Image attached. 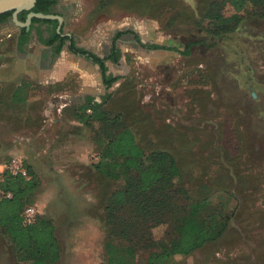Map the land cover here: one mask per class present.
Segmentation results:
<instances>
[{
    "label": "rangeland",
    "instance_id": "374dc122",
    "mask_svg": "<svg viewBox=\"0 0 264 264\" xmlns=\"http://www.w3.org/2000/svg\"><path fill=\"white\" fill-rule=\"evenodd\" d=\"M222 1L61 0L62 13H57L65 19L62 32L99 56L112 52L114 35L126 29L144 41L179 48L155 55L127 42L115 44L119 63L108 62V74L121 79L111 88L104 89L99 67L87 63V77L86 72L73 73L63 86L49 87L42 94L49 99L64 87L77 102L79 90L91 78L99 85L104 109L121 114L146 150L171 153L190 194L207 201L208 212L226 219V229L216 241L188 256H175L168 264H264V15L250 7L253 11L240 13L236 23L232 18L236 12L225 0L215 11L217 18L208 19L211 5ZM18 33V26L0 29L1 63L25 62L17 55ZM26 50L37 58L43 51L39 45ZM62 52L55 63L64 58ZM38 91L37 84L32 96ZM39 106L44 108L43 103ZM39 112L32 111L34 117L23 129L15 124L9 131L6 125L11 121H0V200L6 165L20 157L40 180L33 206L55 226L61 249L58 264H103L105 240L95 208L102 206V195L120 187L95 169L106 127L95 121L82 124L72 135L61 133L55 146L77 140L95 151L91 164L58 165L64 172L57 170L55 175L46 165L44 148L50 135H40L45 118ZM27 139L29 148L22 145ZM173 231L170 221L154 229V239L165 245ZM149 254L139 251L135 263L146 264ZM0 264H26L19 261L1 228Z\"/></svg>",
    "mask_w": 264,
    "mask_h": 264
},
{
    "label": "trees",
    "instance_id": "16d2710c",
    "mask_svg": "<svg viewBox=\"0 0 264 264\" xmlns=\"http://www.w3.org/2000/svg\"><path fill=\"white\" fill-rule=\"evenodd\" d=\"M225 2H214L208 19H216V9ZM55 3L56 0H38L32 12L51 14ZM227 3L236 12L232 17L236 23L240 20V13H251L256 9L258 14L264 15V0H227ZM250 7L253 8L252 11L249 10ZM29 13L30 11L22 12L19 20L25 22ZM12 14V11L0 14V22H7ZM38 22L51 26V38L44 40L40 36L41 41L44 45L55 46V55H59L71 39L57 33L58 21L34 19L33 26ZM21 31L22 41L19 46L23 52L30 33L25 29ZM122 35L124 33H120L118 37ZM154 48L160 46L156 45ZM69 50L93 58L101 68L107 88H111L121 79L109 75L106 66L107 60L117 63L120 58L115 44L112 55L106 59L78 49L73 41ZM33 84L24 83L18 89L11 86L4 93L0 91L3 94L0 96V121H11L12 125H6L7 127L15 129V124L21 129L24 126L29 127L30 123L27 121L34 117V114L27 119L23 118L26 107L24 110L22 101L25 98L22 93L26 87H33ZM1 105H4V108H1ZM103 106L102 103L89 99L75 113L78 120L86 126L100 121L101 125L106 127V136L102 139L100 148V160L95 169L120 184V187L108 196L102 195V206L95 208V215L104 228L103 264H136L135 257L139 251L150 252L146 264H168L173 257L188 256L221 237L226 229V219L214 211L208 212L209 203L190 194L176 158L167 151L146 150L138 142L134 131L125 124L124 117L121 114H112ZM36 110L38 111L39 107H36ZM9 112L14 116H6ZM36 119L41 125L42 117L37 115ZM26 168L29 179L12 175L8 170L2 175L0 228L11 239L19 261L26 264H58L61 249L53 222L38 215L32 224L24 223V211L33 206L32 196L40 185L33 169L27 165ZM170 221L174 226V236L169 243L159 246L153 231ZM115 240L124 241L125 244L119 246L114 243Z\"/></svg>",
    "mask_w": 264,
    "mask_h": 264
},
{
    "label": "crops",
    "instance_id": "0c3cea01",
    "mask_svg": "<svg viewBox=\"0 0 264 264\" xmlns=\"http://www.w3.org/2000/svg\"><path fill=\"white\" fill-rule=\"evenodd\" d=\"M62 54L64 58L60 60L58 63L56 62L52 67L43 68L40 65V58L29 57L24 60L25 62L21 66L20 63H13L11 61L6 63L0 62V91L4 93L7 91L6 89L13 86L14 89H18L22 87L24 83L28 84L36 81L38 84V96H32L31 92L34 90V82L33 87H26L22 96L25 98L22 102L24 103V110L26 107V112L23 113V118L27 119L32 115V111L36 109V104H44V108L40 107V114L45 118V124L40 127V135L44 134L46 137V145L44 148L45 152V161L47 162L48 171L50 173H54L57 175L60 168L58 165H73L79 164L80 162L83 164H89L90 159L94 157V148L89 145L87 142L84 143L82 141L77 143L66 144L65 140H62L60 144L55 146L56 139L59 137L61 133L72 135L76 131H81L83 127L82 123L76 117V108L73 107H82L86 104L89 99L101 103L102 93L97 86L93 84L91 78L87 79L86 87L85 85L79 90V94L81 99L73 100L72 93L67 91V88L62 87L59 89V92L52 94L51 98L47 99L43 97L42 94H45V90L51 86H56L57 84H62L69 78V76L73 73H82L86 72V77L88 75V68L84 67L87 65V62L82 60L79 57L74 56L67 49L63 50ZM32 58V59H31ZM83 63V64H82ZM82 64V66L80 65ZM21 66V67H19ZM92 68L94 66L92 65ZM20 74H25L30 76L26 78H21ZM38 76V79L35 77ZM33 88V89H32ZM104 89L107 90V87L104 86ZM109 90V89H108ZM0 93V96L3 95ZM85 95L84 97L81 95ZM99 95V96H96ZM75 96V95H73ZM78 96V95H77ZM86 98V100H85ZM77 99V98H75ZM83 100V101H82ZM10 103L9 100H6ZM1 108H4V105H1ZM7 108V107H5ZM75 110V112H74ZM69 112L70 114H68ZM14 116L13 113L9 112L6 116ZM5 116V115H3ZM3 127V125L1 126ZM3 129V128H2ZM8 129V128H7ZM9 130V129H8ZM9 131H14V129L10 128ZM54 134V137L51 135ZM75 141V140H74ZM22 144V143H21ZM30 141L27 139L23 140V146H27L29 148ZM91 164V163H90ZM46 166V167H47ZM60 173L63 170H59ZM64 172V171H63ZM100 228L102 231V238L104 240V228L100 224ZM105 246V243H104Z\"/></svg>",
    "mask_w": 264,
    "mask_h": 264
},
{
    "label": "flooded vegetation",
    "instance_id": "af4514ba",
    "mask_svg": "<svg viewBox=\"0 0 264 264\" xmlns=\"http://www.w3.org/2000/svg\"><path fill=\"white\" fill-rule=\"evenodd\" d=\"M60 6H61V0H56V3H55V5L52 8V11H51L52 13L51 14L59 15L57 13H62L60 11V9H59ZM31 12L32 11H30V13ZM20 14L18 15V19H19ZM61 16H63V15L61 14ZM26 19H27V17H26ZM34 19L35 18H33L29 30L26 29V28H24V27H19L18 26L19 33H18V35H17V37L15 39V44H16V50H17L18 58L20 60L21 59H29V57H31V56H29V52H27L26 49H28L29 47H33V46L39 45L43 49V51L40 52L41 55L39 56L41 67H43V68L52 67L55 64L54 60L61 53L59 55L55 56V46H47V45L42 44L41 37H40V36H42L44 40H49L51 38V26H49L45 22H38V23L34 24V26H33ZM64 22H65V19H64ZM13 26H17L14 23V21H13V16L7 22H3V21L0 22V29H4V27L12 28ZM22 29H25L26 32H29L30 33V36L28 38V43H27L28 46L26 47V49L23 52H22V50L20 49V46H19L20 41H22V35H21V33H22L21 30ZM120 33H124V35H122L121 37H118ZM70 39L71 40L67 41V43H66V45H65V47H64L63 50L67 49L68 51H70L69 48H70V46L72 44V41L73 42H76V40H75L74 37H71ZM114 40H116V43L115 44L122 43V42L123 43H126V42L127 43H130V44L133 45L132 47L134 49H141L142 51L145 52V54L162 55L165 52H170V51L179 52V48H177V47H173V46L163 47L164 45L162 46V45H158V44L153 43V42L144 41L132 29H126L124 31L116 32V34L114 35ZM156 45L160 46V48H154ZM76 47L78 49L85 50L89 54L96 55V56H98L101 59L109 58L112 55V52H108V53L106 52L103 56H99V55L95 54L92 50L80 46L77 42H76ZM161 47H163V48H161ZM118 49L119 48L116 46V50L117 51H118ZM70 53L73 54L76 57L81 58L82 60L86 61L87 63H90L93 66H98L99 69H100V72H101L100 66L95 63V61L93 60V58H90L87 55H81L79 53H73L71 51H70ZM180 53H182V52H180ZM45 54L48 55L47 58H46V55ZM108 62H111L112 64L114 63L111 60H107L106 66H107ZM117 63H119V60H118ZM117 63H115V64H117ZM101 74H102V72H101ZM112 77H115L116 78L118 76H117V74H113Z\"/></svg>",
    "mask_w": 264,
    "mask_h": 264
},
{
    "label": "water",
    "instance_id": "95a60500",
    "mask_svg": "<svg viewBox=\"0 0 264 264\" xmlns=\"http://www.w3.org/2000/svg\"><path fill=\"white\" fill-rule=\"evenodd\" d=\"M38 0H0V14L7 12H13V21L19 27H24L30 29L33 18L40 20H56L58 21L57 33L62 37L71 38V34L62 33V28L64 24V17L56 14H43V13H34L31 12L27 16L25 22H21L18 19V15L24 11H32Z\"/></svg>",
    "mask_w": 264,
    "mask_h": 264
},
{
    "label": "built area",
    "instance_id": "2783aa9c",
    "mask_svg": "<svg viewBox=\"0 0 264 264\" xmlns=\"http://www.w3.org/2000/svg\"><path fill=\"white\" fill-rule=\"evenodd\" d=\"M6 170H8L12 175L23 176L29 179L28 170L22 158L13 157L12 160L6 165ZM10 197V195H8ZM38 216V211L36 207L29 206L25 209L23 217L25 224H32L36 217Z\"/></svg>",
    "mask_w": 264,
    "mask_h": 264
}]
</instances>
